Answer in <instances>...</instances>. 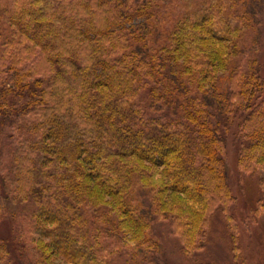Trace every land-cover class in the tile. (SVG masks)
<instances>
[{
    "label": "trees",
    "instance_id": "obj_1",
    "mask_svg": "<svg viewBox=\"0 0 264 264\" xmlns=\"http://www.w3.org/2000/svg\"><path fill=\"white\" fill-rule=\"evenodd\" d=\"M261 24L264 0H0V222L17 241L0 237V264L160 262L156 222L192 254L218 213L243 264L227 140L262 214Z\"/></svg>",
    "mask_w": 264,
    "mask_h": 264
},
{
    "label": "rangeland",
    "instance_id": "obj_2",
    "mask_svg": "<svg viewBox=\"0 0 264 264\" xmlns=\"http://www.w3.org/2000/svg\"><path fill=\"white\" fill-rule=\"evenodd\" d=\"M260 29L262 39L259 45V59L264 65V24H261ZM250 43L258 45L259 42L248 39V44ZM234 130L235 128L231 130L227 140L226 164L229 181L236 196L232 211L238 220L240 243L245 257L243 264H264V213L257 214L254 211L261 192L259 175L252 176L238 168ZM260 175L264 176V165L261 167ZM14 226L15 222L10 218L0 222V237L13 246L17 244ZM229 233L222 213H218L214 216L206 247L199 252L187 254L183 250L181 240L173 233L170 223L158 221L153 226V235L161 241L164 248L158 254L160 262L148 264H236L230 247Z\"/></svg>",
    "mask_w": 264,
    "mask_h": 264
}]
</instances>
